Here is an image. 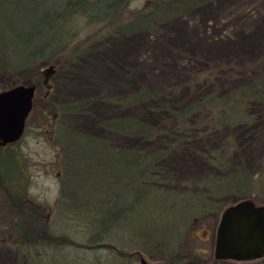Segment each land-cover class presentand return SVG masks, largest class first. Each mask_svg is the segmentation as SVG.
Segmentation results:
<instances>
[{
    "label": "rangeland",
    "instance_id": "1",
    "mask_svg": "<svg viewBox=\"0 0 264 264\" xmlns=\"http://www.w3.org/2000/svg\"><path fill=\"white\" fill-rule=\"evenodd\" d=\"M4 1L0 0V22L10 13V8L13 9L4 5ZM151 6L152 0H132L127 11H147ZM11 16L6 20H12L13 13ZM76 24L68 35L85 43L100 28L86 27L85 19ZM96 41L86 56L72 64H59L58 61L42 64L26 69L18 78L0 68V90L15 79L23 81L22 84L38 86L25 135L12 149L3 150V156L7 162L9 154H15L18 163L14 162V172L19 174L20 184L27 182V197L37 206L47 207L50 232L67 239L61 248H30V258L21 255L10 238L0 241V264H142L139 256L125 258L115 250L131 254L139 251L132 243L146 245V240L157 239L163 233L169 237L182 223L187 208L174 211L166 208L164 204L170 198L156 193L136 202L132 188L123 178L115 181L106 173L100 174L101 168L94 169L89 164H81L79 170L84 172L83 176L73 175L74 179L80 177L74 184L70 177H64L66 166L60 162L58 146L52 143L53 127L61 123L77 132L107 138L118 147H140L144 144L141 139L109 131L101 122L131 113L158 124L165 114L148 105L122 108L106 99L122 97L134 87L146 85L152 89H169V104L179 108L203 95L226 92L251 79L264 78V0H214L132 35H108L102 31ZM50 65L55 66L49 82L53 90L46 96L42 70ZM43 97L51 102H45ZM80 98L91 100L88 111L64 113L54 118L53 102ZM198 145L204 149L228 146L231 151L229 164L235 170L257 174L264 168V129L246 133L239 126L224 128L179 146L167 162L166 169L171 176L165 174L166 180L162 181L168 182L180 195L197 193L198 183L212 170L204 152L202 155L198 152L202 149ZM4 169L5 166L0 165V177L4 176ZM66 180H69L66 185L72 193L69 197L62 191ZM17 190L21 194L26 191ZM247 199L264 204L256 198L243 200ZM211 200L218 205L223 203L225 208L237 203L232 195L221 201ZM127 201L135 204V208L115 221L116 210L111 211V206L124 207ZM221 214L191 215L189 233L184 241V248L197 250L191 260H198L200 264H264V258L250 262L215 259L216 231ZM38 217L43 223V218ZM105 218L107 222L115 219L107 229L103 226ZM10 220L0 210V229H9L6 226ZM27 223L28 228L34 226L32 222ZM105 231L107 234L103 236ZM145 250L149 253L143 254L144 258L150 264H183L190 259L188 253L176 257L175 250L169 254L156 246Z\"/></svg>",
    "mask_w": 264,
    "mask_h": 264
},
{
    "label": "trees",
    "instance_id": "2",
    "mask_svg": "<svg viewBox=\"0 0 264 264\" xmlns=\"http://www.w3.org/2000/svg\"><path fill=\"white\" fill-rule=\"evenodd\" d=\"M131 1L5 0L4 5L13 8L12 10L10 8L7 16L13 13V18L7 21V16H3L0 22V68L18 78L17 76L26 69L37 68L42 64H54L56 61L59 64H72L88 54L102 31L107 32L108 35H132L146 31L153 25L188 14L197 6L214 0H152V6L147 11L128 12ZM81 19L86 20V27L100 26L96 33L89 36L86 43L68 35ZM22 83L24 82L15 79L7 87ZM168 92L169 89L166 88L152 89L146 85H139L122 97L106 99L122 108L148 105L151 109L165 114L158 124L131 113L110 117L101 122V125L109 131L141 139L144 144L140 147H118L107 138L77 132L61 123H56L53 127L55 135L52 143L58 146L61 152L60 162L66 166L64 177H70L69 180L74 184L78 183L80 179L78 176H83L84 172L81 173L79 170L81 164H89L94 169L101 168L100 174L106 173L115 181L123 178L126 185L132 188L131 194L136 202L156 193L170 198L164 204L166 208H173V211L187 208L188 212H185L182 223L173 229L171 234L168 233L169 237L163 233L157 239L146 240V245L132 243L139 251L136 250L131 254L116 249L115 252L119 256L124 255L125 258L130 259L138 253L147 254L149 252L145 249L156 246L169 254L175 250L176 257L188 253L190 259L185 260L187 263L183 262V264L193 262L200 264L198 260H191L197 250L186 245L184 248L191 215L195 216L201 212V215L210 213L218 216L225 206L223 203L218 205L211 199L221 201L229 195L234 196L236 202L245 198H256L264 203V168L257 174L235 170L229 164L231 151L228 146L204 149L203 146L198 145L202 148L198 152L201 155L204 152V158L212 170L198 183L197 193L180 195L167 181V184L163 182L166 180L163 178L165 174L171 176L167 172L166 164L173 154L177 153L179 146L203 139L204 136L213 135L224 128L239 126L245 129L246 133L260 132L264 129V78L251 79L236 89L226 92L203 95L179 108H173L169 104ZM43 100L47 103L51 102L45 97ZM90 103L91 100L88 98L53 102L52 115L56 118L64 113H84L88 111ZM198 143L202 144V142ZM13 146L0 148V165L5 166L4 176L0 177L2 194L0 210L3 215H8L11 219L6 226L9 229H0V241L4 242L10 238L18 252L30 258V250H32L30 248H41V246L61 248L63 241L66 242L67 239L63 236L56 237L50 232L47 207L37 206L27 197V182L23 181L20 184V180H17L19 174L14 172V162L18 163L15 154H9L6 162L3 150L12 149ZM73 175H78V178L74 179ZM69 180L65 181L62 188L63 194L67 197L72 194L66 185ZM17 188L25 189L26 191L22 190L25 195ZM134 208L135 204L128 201L124 207L111 206V211L116 210L114 211L116 220L107 222L105 218L103 226L105 229L109 228L111 223L125 217ZM39 215L43 218V223L40 222ZM28 221L34 224L32 228L27 227ZM106 234V231L103 232V236ZM98 237L102 238L100 235ZM183 249L186 250L185 253H182Z\"/></svg>",
    "mask_w": 264,
    "mask_h": 264
},
{
    "label": "water",
    "instance_id": "3",
    "mask_svg": "<svg viewBox=\"0 0 264 264\" xmlns=\"http://www.w3.org/2000/svg\"><path fill=\"white\" fill-rule=\"evenodd\" d=\"M55 66L42 70L48 96ZM38 95L36 84H18L0 92V148L23 139ZM216 260L250 262L264 258V204L242 200L226 207L216 231ZM142 264H150L141 258Z\"/></svg>",
    "mask_w": 264,
    "mask_h": 264
},
{
    "label": "flooded vegetation",
    "instance_id": "4",
    "mask_svg": "<svg viewBox=\"0 0 264 264\" xmlns=\"http://www.w3.org/2000/svg\"><path fill=\"white\" fill-rule=\"evenodd\" d=\"M52 90V89H51ZM50 90V91H51ZM50 93V92H49ZM37 98V97H36ZM34 103H35V101H34ZM34 107V106H33ZM16 144V143H15ZM11 145H14V144H11ZM11 145H8V146H11ZM8 146H5V147H1V148H6V147H8ZM137 256H139V258L141 259V258H144V255L143 254H141V253H138L137 254Z\"/></svg>",
    "mask_w": 264,
    "mask_h": 264
}]
</instances>
